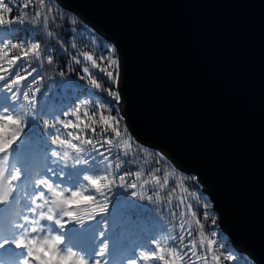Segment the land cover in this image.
Instances as JSON below:
<instances>
[{
    "label": "water",
    "instance_id": "1",
    "mask_svg": "<svg viewBox=\"0 0 264 264\" xmlns=\"http://www.w3.org/2000/svg\"><path fill=\"white\" fill-rule=\"evenodd\" d=\"M66 2L116 44L141 144L201 173L233 239L264 262V0Z\"/></svg>",
    "mask_w": 264,
    "mask_h": 264
},
{
    "label": "snow or ice",
    "instance_id": "2",
    "mask_svg": "<svg viewBox=\"0 0 264 264\" xmlns=\"http://www.w3.org/2000/svg\"><path fill=\"white\" fill-rule=\"evenodd\" d=\"M51 4L52 0H15V3H13V0H0V26L10 28L14 24H27L32 29H39L38 35H42L47 41V43H43L33 39L30 42L26 41L24 44L12 45H4L3 41H0V45H3V47H0V93L5 91L12 92L11 98L16 101L6 113L0 110V119L23 117V134L30 120L38 119V117L42 116H38V110L34 107L38 103L37 94L42 95V89L36 85L40 84L45 78L41 71L42 65L40 62L45 61V58H47L46 62L48 64L54 62L47 48L55 46L52 44L53 39L60 41V37H54L52 24L55 21L50 16L53 11ZM21 8L24 9L23 12L19 11ZM29 11H31L32 18L31 20H26L24 17L28 16ZM13 12H17L15 19L11 17ZM5 14L9 15V19L4 18ZM72 22L75 23L74 20ZM9 47L18 51L10 54L6 51ZM105 52L107 53L106 56H94L89 52L80 53L78 56L74 54L71 58V64L66 65L65 71L59 72V75L63 78L61 85L68 89L70 82L73 81L71 74L76 72L79 73V79L86 80L89 87L94 90L89 93V96L95 95V92H104L111 100L119 103L121 100L119 92L120 62L114 47L105 48ZM33 61L36 62L35 65ZM80 65L82 67H75ZM65 72H68L67 76ZM30 77L31 79H29ZM81 91L82 89L79 87H71L67 94L79 99L77 94ZM85 104L88 105V108L83 112L82 116L87 117L93 124H98L99 131H97L96 127L85 124L80 108H74L70 116L74 117L75 120L70 118L65 121H59L56 125H53L54 131L45 133L50 148L45 155L43 167L34 172L32 165H29L27 169L29 174L27 176L22 174L17 164H12L10 171H8L7 184L11 187V192L7 199L0 198V209L7 210L6 213L9 215L16 214L19 217L12 225L13 230L8 234L11 235L15 248L19 250L26 249L27 257L31 258L36 264H61L62 261L69 259L68 255L62 254L61 248H56L57 244L61 245L63 243L60 236L57 235L55 239L49 236L48 239H45V235H43V222H53L59 216L57 214L56 217H53L49 209H54L58 197H65L64 189L66 188L55 183L56 173L53 165L60 167L56 158H71L73 167L89 164L90 159L96 160L99 158V164L102 160L104 174H99V171L97 174L87 175V182L99 190L101 186H103V189L109 187V183H105V181L108 180L110 175H115L123 181L125 176L119 171L122 164L136 163L137 155L145 153L148 157L159 156V160H144L145 164L152 163L157 166L154 171L151 167L146 168L143 174H151V181L155 184L151 191L157 202L161 199L160 192L167 191V202L170 205L168 211L170 215L175 214L179 217V231L175 236L168 235L166 238H158L153 235L149 241V246L137 250L135 255L126 261V264H139L140 261L149 260L160 261L162 264H197V261L202 262V264H208L207 254L209 251H214L213 246L218 248L221 243L216 239H211L217 237L218 233L212 230L210 234H206L205 224L202 223V219L203 221L211 219V224L213 226L216 224V220L213 218L214 214L210 211L212 208L211 203L203 204L204 211L202 213L196 210L192 203H186L188 196L194 198L197 204L203 197L198 194V189L190 192L189 188L184 186L183 178H180L179 183H177L175 168L169 172L158 166L165 160L163 154L149 153L146 149L139 147L136 148L135 153H132V137L128 134L126 127L120 129L122 118L111 114L112 106L110 103L106 102L102 97H98L94 101L86 100ZM61 107V105L55 103L47 106L48 112L56 113L50 119L56 120L58 115L62 116L68 113V108L57 111ZM97 113H99L98 120L96 119ZM61 124L62 127L60 126ZM82 124L83 127H81ZM67 129H79L81 133H85V138L72 131H65ZM22 135L11 146L9 149L11 152L8 151L9 154H12L13 146L20 141ZM53 145L56 147H52ZM105 146L106 151H101ZM121 147H123V151H119ZM62 149L63 151H61ZM67 149H71L74 155L70 157ZM93 153H95V156H93ZM130 155L131 159L128 158ZM2 159L3 156H0V160ZM112 160L118 162L113 165L111 163ZM113 167L117 170L115 173L110 171ZM161 173L162 177L157 175ZM141 175L140 170L135 172L137 180L141 178ZM191 179L196 181V177ZM148 183L150 181H144V184ZM144 184L140 186L143 187ZM169 185L171 187H168ZM130 186L136 188L137 184L131 183ZM177 187L182 193L188 194V196L174 200L171 194L176 191ZM193 187H196V185L194 184ZM0 191H2V185H0ZM88 196L96 199L92 194ZM153 198V195L148 196L149 201H153ZM25 201L28 205L27 208H23V213H17L16 206L21 205V202L24 203ZM103 205L106 206V211H108V204L104 203ZM176 208H179L180 211L174 213ZM20 220H23V223ZM58 226L61 229L65 227L62 220H60ZM37 233L40 235H36ZM6 243H9V241L3 239L0 242V248H3ZM49 243H51L52 251H49L48 247H46ZM107 250L108 244L105 243L100 247L96 254V259L92 262L94 264H107V261L104 260ZM211 259L215 261L217 257L213 255ZM227 259L232 260L233 264H239V260L232 252H229ZM23 264H29V260L24 259ZM81 264H83V261H81ZM88 264H90L89 260Z\"/></svg>",
    "mask_w": 264,
    "mask_h": 264
},
{
    "label": "trees",
    "instance_id": "3",
    "mask_svg": "<svg viewBox=\"0 0 264 264\" xmlns=\"http://www.w3.org/2000/svg\"><path fill=\"white\" fill-rule=\"evenodd\" d=\"M13 3H15V0H13ZM51 8L53 11L50 13V16L55 21L52 24L54 37H60V41L58 42L53 39L52 44L55 46L47 48V51L54 62L48 64L46 62L47 58H45V61L40 62L42 65L41 71L45 78L40 84L36 85L42 89V95L37 94L38 103L34 105V107L38 110V116H42L28 122L25 133L22 135L20 141L13 146L12 154H7L9 157L7 165L11 164L12 161L14 164L20 165L21 167H27L24 163L28 154H30L37 160L34 170L38 171L43 167V164L45 163V155L50 148L45 133L48 131H54L55 129L53 128V125H56L59 121H65L70 118L75 120L74 117L70 116V113L74 108H80L82 116L83 112L88 108L85 101H94L98 97H102L106 102L111 104L112 115L122 118L119 127L120 129L126 127L128 134L132 137V153H135L136 148L139 147L146 149L149 153L156 154L158 151L139 144L137 139L130 133L125 124V117L120 102L117 103L114 100H111V98L104 92H95V95L89 96V93L94 90L89 87L86 80H80L79 73L76 72L71 74L73 81L70 82L68 89H65L64 86L61 85L63 78L59 75V72L65 71L66 65L71 64V58L74 54L78 56L80 53L89 52L94 56H106L107 53L105 52V48L114 47L116 49V47L110 41L101 37V35H98L90 27L86 26L74 14L61 9L54 3L51 4ZM19 11L23 12L24 9L21 8ZM16 16L17 12L11 14L13 19H15ZM4 18L9 19V15L5 14ZM31 18V11H29L28 16L24 17V19L31 20ZM73 20L75 23L72 22ZM39 32V29H32L27 24H14L10 28L0 26V41H3L4 45L24 44L26 41L30 42L33 39L47 43L42 35H38ZM0 47H3V45H0ZM6 51L12 54L16 53L18 50L9 47ZM116 56L119 59L117 49ZM35 63L36 62L33 61L34 65ZM75 67H82V65ZM65 75L67 76L68 72H65ZM29 79H31V77ZM71 87H79L82 89V91L77 94L79 99L67 94V91ZM11 97L12 92L10 91L0 93V110H2L3 113H6L8 109L12 108L13 104L16 103ZM53 103L62 106L61 108H58L57 111H62L63 108H68V113H65L62 116L58 115L56 120L50 119L56 115V113L48 112L47 106ZM82 119L85 124H90L92 127H96L97 131H99L98 124H93L87 117L82 116ZM96 119H99V113H97ZM60 126L62 127V124ZM81 127H83V124ZM65 131H72L80 134L82 138H85V133H81L79 129H67ZM69 139H71V137H69ZM52 147L56 146L53 145ZM67 150L69 151L70 157L74 155L71 149ZM123 150V147L119 149V151ZM61 151H63V149ZM101 151H106V146ZM9 152H11V150H9ZM4 155L5 154H0V156ZM93 156H95V153H93ZM128 158L131 159V155ZM56 159L60 166L56 167V165H53L54 172L56 173L55 180L57 181V185L61 186L60 181L61 178H63L66 188L71 190L70 192L87 188V191L84 193L85 195L92 194L101 204H108V211L96 215L94 219L86 221L82 226L76 225L67 220V224L72 228L74 234L70 240L73 245L78 246L80 243H83L84 239L82 238V232H87L90 235V244L85 247V250L87 253L94 256L93 261L96 259V254L100 247L107 243L108 250L104 256V260L107 261V264H126V261L133 257L137 250L149 246V241L153 235H156L158 238H166L168 235L175 236L179 231V217L175 214L170 215L168 211L170 205L167 202V191L164 190L160 192L161 199L157 202L151 191V188L155 186L154 182L151 181V174H143L146 168L151 167L154 171L157 166L152 163L145 164L144 160H159L158 155L148 157L145 153H140L137 155L136 163L122 164L119 171L124 174L125 179L122 181L117 176L110 175L108 180L105 181V183H109V187L102 189L101 192H96L87 181L83 180V176L97 174L99 171V174H104L102 160L99 164V158L96 160L90 159L89 164H81L73 167V160L71 158L64 159L61 157ZM117 162L118 161L116 160L111 161L113 165ZM48 163H50V161H48ZM158 166L169 172L174 168L166 160L161 162ZM137 170H140L142 173L139 180L135 177V172ZM110 171L115 173L117 170L113 167ZM157 175H161L162 177V173ZM192 177L195 176H187L176 169L177 183H179L180 178H183L184 186L189 188L190 192L197 191L198 189V194L203 197L199 204H197L194 198L188 196V194L182 193L179 187H177L176 191L171 195L174 200H179L180 198L188 196L186 203H192L194 208L202 213L204 211L203 204L210 202L202 193V187L197 179L196 181H193L191 179ZM145 180L150 181V183L144 184ZM131 183L137 184V187L132 188L130 186ZM142 184H144L143 187L140 186ZM194 184L196 187H193ZM121 185H123V187H121ZM168 187H171V185ZM149 195H153V201L148 200ZM70 196L71 194L67 197ZM122 201L125 202L122 205L121 210H115V207H117ZM179 211V208L174 209V213ZM210 211L214 214L213 218L216 220V224L213 226L211 224V219L208 221H203L202 219V223L205 224L207 230L206 234H210L212 230H215L218 233L217 237L210 238L216 239L221 243L218 248L213 246L214 251H209L207 254L208 264H233L232 260L227 259L229 252L236 255L239 264H256L254 260L251 261L246 256L237 254L238 252L234 249L232 242L222 233L217 214H215L212 208ZM113 241H117L119 245L117 253H113L112 249H110V245ZM213 255L217 257L215 261H212L211 259ZM139 264H162V262L149 260L140 261ZM197 264H202V262L197 261Z\"/></svg>",
    "mask_w": 264,
    "mask_h": 264
},
{
    "label": "clouds",
    "instance_id": "4",
    "mask_svg": "<svg viewBox=\"0 0 264 264\" xmlns=\"http://www.w3.org/2000/svg\"><path fill=\"white\" fill-rule=\"evenodd\" d=\"M23 132V117L0 119V154H5L3 159L0 160V185H2L0 198L2 199H7L11 192V187L7 184V163L9 158L7 154L11 146L16 143ZM83 179L87 181V175H85ZM90 185L94 188L92 184ZM94 189L101 192L103 186H101L99 190L96 188ZM64 191L66 193L69 189L66 188ZM85 191H87V188L83 190L78 189L75 190V192H71L70 197L65 196L63 198H57L54 209H49L53 217L59 214L58 218L53 221L55 225L58 226L60 220H62L63 217H67L71 223L82 226L86 221L94 219L96 215L106 212V206L95 198H90L88 195H85ZM49 236L55 239L57 235L46 234L45 239H48ZM46 247H48L49 251H52L51 243L46 245ZM56 248H60V245L57 244ZM62 254L68 255L69 259L62 261L61 264H81V261H83V264H88V259L79 252L68 249L67 251H62Z\"/></svg>",
    "mask_w": 264,
    "mask_h": 264
},
{
    "label": "bare ground",
    "instance_id": "5",
    "mask_svg": "<svg viewBox=\"0 0 264 264\" xmlns=\"http://www.w3.org/2000/svg\"><path fill=\"white\" fill-rule=\"evenodd\" d=\"M53 1V3H55V4H57V6L58 7H60L61 9H63L61 6H60V4H62L63 6H64V8L66 9V11H68V12H70V13H72V14H74L76 17H78L79 19H81L82 21H83V23L86 25V26H88V27H90L93 31H95L98 35H101L103 38H105L106 40H108L109 41V38L107 39V37H106V35L105 34H109V32L108 31H99L98 30V28L96 27V25L94 26L93 24H91L90 25V23H88L89 21L90 22H93L89 17V15L86 13V12H84L83 10H80L79 8H76L73 4V6L70 4V3H68V2H66V0H52ZM68 5V6H67ZM94 23V22H93ZM104 32H105V34H104ZM111 36V35H110ZM111 42H112V44H114V45H116L115 43H114V41H112V40H110ZM121 50V49H120ZM122 53V52H121ZM122 58H123V54H122ZM122 75H123V73H122ZM121 91H122V95L123 96H121V99H122V101L120 100V106H121V108L123 107L124 109H125V116H126V119H127V121L125 120V124H126V126L128 127V130L130 131V133L133 135V136H135L136 138H137V141L138 142H140V143H142V144H144V139H143V136H142V134H141V131H140V129H138V124H137V122H136V119H135V117H134V115H133V112H132V110H131V107H130V105H129V103H128V100H127V98H126V95H125V93H124V86H123V81H122V87H121ZM120 92V91H119ZM125 119V118H124ZM130 125V126H129ZM140 138V139H139ZM146 143V142H145ZM148 144V143H147ZM150 144V143H149ZM153 147H152V146ZM150 149H155V148H158V149H160L161 151H163V152H165V154H166V156H168L171 160H174L175 162H176V156H173V155H170V154H168V148H166V147H162V146H158V145H154V144H150ZM155 147V148H154ZM157 150V149H156ZM159 151V150H158ZM172 163V162H171ZM177 164H179V165H181L182 166V162H176ZM174 164V163H173ZM175 165V164H174ZM176 166V165H175ZM184 167V166H183ZM176 168H177V170L178 171H180L181 173H184L185 175H187V176H195L196 177V179L198 178L199 179V181L201 182L200 184H202L201 185V187H202V189H201V191H202V193L203 194H205V192H206V195H207V197H208V199H209V201H210V203H211V205H212V209H213V211L215 212V214H217V216H218V219H219V217H220V219H221V223H222V226L220 225V223H219V225H220V229H221V231H222V233L232 242V240L234 241V243H235V245H236V247L234 246V244H233V246H234V249L238 252L237 254L238 255H243V256H246L247 258H249L251 261L252 260H254V262L257 264V263H259V256H257V255H254V254H251L250 253V247H248V246H246V245H244V244H242V243H239L238 244V242L236 241V240H234L233 239V233H232V228L235 226V224H234V220L233 219H227V217H226V215H225V213H224V211H223V209H222V207H221V205H220V203L219 202H213V197L211 196V194L209 193V192H211L210 191V189H211V185H209V184H206V183H203L202 182V174L201 173H195V172H189L188 171V173H186L184 170H181L179 167H177L176 166ZM184 169V168H183ZM192 173V174H191ZM204 189H205V191H204ZM220 214V215H219ZM231 220V221H230ZM226 233H227V235H226ZM232 239V240H231ZM260 264H264V262H260Z\"/></svg>",
    "mask_w": 264,
    "mask_h": 264
},
{
    "label": "rangeland",
    "instance_id": "6",
    "mask_svg": "<svg viewBox=\"0 0 264 264\" xmlns=\"http://www.w3.org/2000/svg\"><path fill=\"white\" fill-rule=\"evenodd\" d=\"M52 3H53V1H52ZM55 4V3H54ZM57 5V4H56ZM64 10V9H63ZM102 37V36H101ZM139 144H141L140 142H138ZM142 145V144H141ZM144 146V145H143ZM157 153H160V154H163V153H161V152H157ZM163 156H164V154H163ZM166 156V155H165ZM167 157V156H166ZM165 160L167 161V162H169L175 169H177L176 168V166L173 164V163H171V161H168L166 158H165ZM187 173V172H186ZM201 186V185H200ZM205 195V194H204ZM205 197L208 199V197H207V195H205ZM209 200V199H208ZM210 202V201H209Z\"/></svg>",
    "mask_w": 264,
    "mask_h": 264
}]
</instances>
